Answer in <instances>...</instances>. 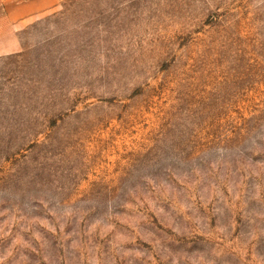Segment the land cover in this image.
Segmentation results:
<instances>
[{
    "label": "rangeland",
    "instance_id": "rangeland-1",
    "mask_svg": "<svg viewBox=\"0 0 264 264\" xmlns=\"http://www.w3.org/2000/svg\"><path fill=\"white\" fill-rule=\"evenodd\" d=\"M0 264H264V0H0Z\"/></svg>",
    "mask_w": 264,
    "mask_h": 264
}]
</instances>
